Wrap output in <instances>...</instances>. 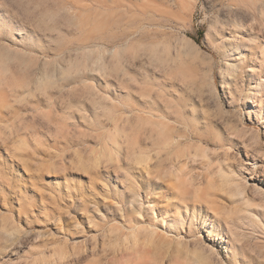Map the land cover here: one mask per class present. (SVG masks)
<instances>
[{"label":"rangeland","instance_id":"rangeland-1","mask_svg":"<svg viewBox=\"0 0 264 264\" xmlns=\"http://www.w3.org/2000/svg\"><path fill=\"white\" fill-rule=\"evenodd\" d=\"M195 255L264 264V0H0V264Z\"/></svg>","mask_w":264,"mask_h":264},{"label":"bare ground","instance_id":"bare-ground-1","mask_svg":"<svg viewBox=\"0 0 264 264\" xmlns=\"http://www.w3.org/2000/svg\"><path fill=\"white\" fill-rule=\"evenodd\" d=\"M243 32L244 31H241V35L242 36L240 37V40L244 41V42L247 40V42H246L247 46L250 47L251 40L257 41L258 37H254V38H250V39L245 38L244 34H242ZM149 232H150V235H149L148 239H146V241L144 243H147V244H150V245L157 244V246L158 245L159 246L160 245H164L165 243H167V237L165 235H161V234H159V233H157V232H155L153 230H151ZM154 242H156V243H154ZM157 246H155V247L157 248ZM177 259H178V262L176 264H179L180 259H181L180 256H178ZM191 260H192L191 264H210L209 261H208V257L207 256L195 255V256L191 257Z\"/></svg>","mask_w":264,"mask_h":264}]
</instances>
